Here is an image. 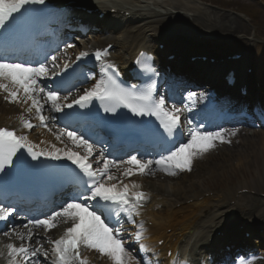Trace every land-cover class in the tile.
<instances>
[{
	"label": "snow or ice",
	"instance_id": "obj_1",
	"mask_svg": "<svg viewBox=\"0 0 264 264\" xmlns=\"http://www.w3.org/2000/svg\"><path fill=\"white\" fill-rule=\"evenodd\" d=\"M45 0H0V30L6 29L10 23L16 22L17 17H23L28 11V7L33 4H44ZM70 47L72 45H69ZM87 52L81 53V56H87ZM97 60L101 59L102 52H95ZM51 60L55 61L56 56L52 55ZM65 69L67 65L64 66ZM107 71V69L105 70ZM48 75V65L46 61L39 62L36 66L25 63H9L0 60V80H7L14 86L9 95L13 101L18 99L20 90L25 94V103L31 100V107H35L40 113L42 105L33 95L35 92H45L44 87H36L39 84L40 78ZM149 89L154 85H149ZM0 88L8 90V85L0 83ZM133 85L130 88L123 87L118 83L113 75H109L107 85L102 79L100 83L95 85L91 90H86L84 95L75 99L71 104L59 103V94L55 91L46 93L47 100L51 102V107L55 111H62L64 107L71 108L73 105L80 107L87 106L93 99H105L116 101L129 108L133 113L138 115H154L163 126V128L171 134L174 130L180 127V109L172 106L171 110L165 108V100L163 97L158 98L154 103L140 104L138 101H151L150 94L141 95L137 93ZM194 95V93L190 94ZM67 100V97L63 98ZM31 107L29 111H31ZM114 111V109H111ZM109 111V109H105ZM45 117L40 115V120L43 122ZM22 123L25 127L31 129L34 126L28 120L22 118ZM191 123V122H189ZM203 125L191 129L190 138L186 142H182L170 151L168 155L161 156L155 162L152 160H140L136 155H132L127 161H108L105 160L103 169H93L92 164L87 162L88 158L93 155V144L85 139L82 135H77L75 131L63 130L61 135H67L77 146H83L86 150V155H81L79 152L68 151L64 153V157L77 165L81 172L88 177L85 180L86 194H80L70 201H66L58 211H54L50 216L44 219H32L29 221L33 226H43L51 229L56 227L55 220L57 217H65L71 220L72 226L67 228L65 234L58 240L50 241L54 244V251L57 256L58 264H71L73 260H80L81 264L84 261L81 257L79 248L81 244L98 250L101 254L112 259L114 264H131V261L136 259L124 247L122 238L123 225L120 223L119 216L121 211L131 213L132 210L138 209L140 202L145 199V193L137 191L130 192L132 189L140 187L133 183L131 186L123 184L122 181L117 183H108L118 178L109 174V165L119 167V164H127L128 167L124 171L125 176H131L138 171L140 174L151 173L153 163L158 165L163 171L169 175H176V170H191V165L194 157L209 151L214 147V142L219 140L224 142V133L226 130L219 131H201ZM233 135L235 132L232 133ZM59 139V136L57 137ZM36 146L28 141L26 136H18L14 131L7 128H0V171L4 170L5 165L13 163V157L21 149H27L33 159L40 156H51L53 159L61 158L60 149L55 152H45L43 150L35 151ZM103 158V152L100 153ZM100 177V178H98ZM103 177H106V182ZM122 185V187H121ZM95 202V203H90ZM14 208H6L0 205V220H6L13 212ZM107 211V215H105ZM138 214V213H137ZM117 217L116 224L110 225V217ZM131 223L135 224L134 218L129 216ZM119 224L120 226H117ZM27 227V225H25ZM140 231L137 232V240L142 241L144 238L143 225H140ZM7 235V233H5ZM21 239L24 237L21 235ZM31 234H29V239ZM9 255L15 259L17 256L31 258L37 255L38 248H29L24 245L16 247L8 245ZM140 249L144 250L145 245L140 244ZM46 255V254H45ZM139 264V260H137Z\"/></svg>",
	"mask_w": 264,
	"mask_h": 264
},
{
	"label": "bare ground",
	"instance_id": "obj_2",
	"mask_svg": "<svg viewBox=\"0 0 264 264\" xmlns=\"http://www.w3.org/2000/svg\"><path fill=\"white\" fill-rule=\"evenodd\" d=\"M137 4L142 8V15L147 16L148 20H151L158 24L160 27H165L170 30H172V34L177 35L179 38L174 40V45L177 46L178 44L181 43L180 40L185 41L188 43L187 38L192 36L195 32H199V34H202L203 36H208L210 38H218V39H225V35H212V33L207 34V31H213L217 32L218 30H223V31H228L229 34H234L233 32L240 31L242 29V25L240 22H236L234 19H230L227 21V19H221L218 15H206V13H202V15L198 16L197 13L199 10H191L189 9V15H187L184 11L185 9L183 8V5L180 3L177 4H168L167 0H135L133 1V6ZM151 5L155 6L152 7ZM166 6V7H164ZM225 23L229 26H225ZM133 23L126 24L125 29L120 33V32H111L108 35H102L98 37H91L85 40L86 44L83 46L86 48L87 46H105L107 44H115L117 46V49L120 48L122 52H119V60L121 58L125 59V55L123 54V49L125 45H123L120 41L119 38L123 33H129L132 34V31L135 27L132 26ZM197 26H200V31ZM148 30H152L153 26H150L147 28ZM244 31V30H242ZM216 34V33H215ZM140 34L139 36H141ZM234 38V37H233ZM131 40V38L128 39V42ZM139 41V40H138ZM220 41V40H219ZM127 42V43H128ZM74 44V43H73ZM184 44V42L182 43ZM182 46V45H181ZM186 46H190L189 44H185ZM69 47V45L67 46ZM254 45L249 46L248 49H254ZM82 47L80 45H74L73 47H70L69 50H64L63 52L59 55L60 58H65L68 59L70 57V53H75L81 51ZM171 49H174L171 47ZM202 51H209L205 49H201ZM198 52L200 50H197ZM117 52V51H116ZM201 52V51H200ZM67 53V55H66ZM58 55V54H57ZM115 55V54H114ZM255 56H252V58L246 56L245 59L243 60V65H247V63H255V67L258 70L257 77L264 82L263 74L264 73V48L260 49L258 52L254 54ZM128 61V59H127ZM201 80V79H200ZM207 81V80H206ZM0 83H4L8 85V90L5 91L3 88H0L1 93L4 98H7V96L10 93L9 90V84L10 82L7 80H0ZM37 87H44L45 92H39L36 95V99L38 98L39 104L43 105L44 102H46V107L48 110H54L51 107V102L47 100L46 93L50 91L48 88L45 87V83L42 81L40 78L39 84ZM35 95V93L33 94ZM40 95V98H39ZM64 97H60L59 103L62 105L64 104ZM1 99V97H0ZM62 100V101H61ZM25 101V94L23 91H19L18 94V99L16 101H12L10 103V109L12 110L11 112L15 111V109L19 108L21 110H27L31 107V100H28L27 103ZM190 101V100H188ZM185 103H188L185 101ZM44 107V106H43ZM33 107H31V111L28 110L29 113H36V108L33 110ZM172 108H170L171 110ZM38 114V113H36ZM50 120V117L48 118ZM53 123V121H51ZM49 127L46 130L40 129L37 138L35 139L37 142H35V145H37L39 148H44L46 149L47 152H55L56 149H60L59 147V142L57 139L54 138V136L50 133ZM193 129V128H192ZM220 129V128H217ZM201 130V129H200ZM251 130V132H249ZM249 130H240L239 127L234 128V129H228L224 133L225 140L224 142H220L219 140L214 142V147L210 148L208 152L203 153L201 155H197L194 157L191 165V170H180V173H176V175H169L167 172L163 171L158 165L153 163L151 166V173L146 174H140L138 171H135V175H137V179L140 180L142 178L148 177L149 180L147 179L146 182L147 184H150V188L155 192L159 193L161 197L157 199V201L154 203V206H149L147 211L144 213V216L147 218V220H151L157 227L156 230H152L147 228V234L151 235L150 240L148 241H138L136 238H134V242L139 245L143 243L145 245V249L142 250L146 258L145 260H149L147 264H179L176 262L175 259H168L166 260L165 257L169 253L168 250H171L173 254L175 252H178V250H175L179 247V243L182 241V238H187L191 242H196V247L193 248L194 253L196 254V250H212L214 245L212 242L207 246V244L211 241L208 239L206 244H203V237L205 236L202 235L200 236V233L203 232V229H205L204 225L206 224H216L220 220H216L217 217H221V219H224L223 215L221 216L220 214L223 212L227 215V211L230 209V211H234L236 213V216L232 219V217H225V220L223 221V228L219 229V231L216 233L219 234L220 231L221 233H224L225 231H228L230 235H232V232L234 230V227L237 226L238 223H241L242 225L247 224V228H254L257 224H262L264 223V202H262L260 199H254V197H250L249 200L246 201V204L244 206L240 205L241 201L239 198H236V195L234 194L235 189H238V191H243V190H256L257 191V185L254 182L251 183H245L244 186L243 184L239 186V188H235L234 190H230V198L232 201H235L234 206H229L228 204L225 205L223 208L217 207V203L219 201V197L216 198H204L199 200L202 197L201 191H194L196 189V183L193 184L192 180L195 179V177H201L202 174L206 173L209 175H213L214 171L216 170L215 167H224L230 163L232 158H236L238 163H242L245 159V156L240 153L239 149L244 148V149H256L259 148L263 153H264V130L261 129V127L256 126L252 127ZM191 132V131H190ZM235 132L233 135L232 133ZM61 136V135H60ZM190 137V134H189ZM33 138V137H32ZM62 138L66 143L74 147V143L71 139L67 137V135H63ZM78 150L77 152H83L85 149L76 147ZM61 150V149H60ZM69 150L62 151L60 152V155L64 157V153L68 152ZM140 160H143L140 159ZM148 160V159H145ZM128 167L127 164H124L119 167L111 166L110 169L116 173V176L118 179L108 182L106 180V177L103 178L106 182L108 183H117L118 181H122L123 184H128L131 186L133 183L139 185L140 187L136 188H143L146 187V183L137 181V182H130L129 176H125L124 173H121V171L125 170ZM224 170V169H220ZM178 172V171H177ZM121 173V174H120ZM118 175V176H117ZM207 182V181H206ZM205 182V184H206ZM173 183V184H172ZM186 184H189V188L191 189L192 193H189V191H186ZM122 187V185H121ZM131 188V187H130ZM169 189L173 191V195L171 196V199L174 201L171 204H168L165 208L166 210H161L159 208L164 206L165 200L168 196ZM144 189V188H143ZM147 190H149L147 188ZM243 197H249V196H244ZM169 198V196H168ZM193 201V204L188 205L187 201ZM240 201V202H239ZM176 204H181V208L178 210H175V205ZM214 207L212 213L209 214L207 220L202 221L203 223L199 225L198 219L199 215L202 216L204 214H208L207 211L208 209H212ZM142 213H140L141 216ZM129 216H132V214H128L127 218H123L120 220V223L123 225V227L129 225L130 227H136V223L133 224L130 221ZM228 216V215H227ZM254 216H257L256 219H253ZM214 217L213 219H211ZM114 221L117 220V217H113ZM71 220H67L65 217H57L56 220L54 221L56 224V227L48 229L43 226H33L28 223H24L20 225L18 228L23 230V233H29L31 234V238L34 243L37 242H42L38 241V235H42L43 233L49 236H51L54 241L57 240L59 235L64 234V230L66 226L71 227L72 223H69ZM69 223V224H68ZM27 225V227H25ZM71 225V226H70ZM118 226H120L118 224ZM221 226V227H222ZM254 226V227H252ZM168 229H172L174 231L173 234L177 235L176 236H170L166 237V232ZM18 231V230H17ZM125 231V230H124ZM195 231V232H192ZM192 232V233H190ZM199 232V233H197ZM123 233L128 234H134L131 231H125ZM187 233H190L187 235ZM146 234V233H145ZM144 234V235H145ZM20 234L16 235L15 238H18ZM123 235V234H122ZM135 235V234H134ZM228 235V233H227ZM234 237V236H232ZM29 238V237H28ZM27 238V239H28ZM214 238V237H213ZM164 241L165 245L163 247V256H158L155 254V252H158L161 247L158 246L160 241ZM232 241V240H231ZM236 244H233L237 248L235 250V253L238 254V251H242L243 254L245 255L244 258L240 261L239 264H264V261H260L257 259L256 253L250 254L248 251L250 249V244L249 241H243L242 243L240 242L239 239H234L233 240ZM217 242V241H215ZM43 243V242H42ZM147 243L148 245L146 246ZM241 244V246H240ZM232 245V246H233ZM167 246V247H166ZM155 248V252L151 253V248ZM166 247V248H165ZM241 247V248H240ZM46 248L48 250L54 249V246L47 245ZM100 253V252H99ZM205 254V253H202ZM248 254V255H247ZM51 255V260H52V254ZM209 256V255H208ZM206 256H198L197 258H201ZM99 262H96V264H114L112 259L106 255H103L100 253L98 256ZM38 261L34 264H48L47 260L44 259L43 256H39L37 258ZM239 259V260H240ZM21 261V260H20ZM22 262V261H21ZM28 260L24 261V264H27ZM131 264H137V261L134 259L131 261ZM210 264V263H209Z\"/></svg>",
	"mask_w": 264,
	"mask_h": 264
},
{
	"label": "rangeland",
	"instance_id": "obj_3",
	"mask_svg": "<svg viewBox=\"0 0 264 264\" xmlns=\"http://www.w3.org/2000/svg\"><path fill=\"white\" fill-rule=\"evenodd\" d=\"M172 3H180L185 9V13L189 15V9L199 10L197 15L200 16L202 13L206 15H218L221 19H230L240 22L242 25V30L233 32L235 34L233 39L228 31L218 30L217 32L220 35H225L226 40L223 42H211L214 47L223 50V45H227L224 51L229 52H244L249 46L255 45L258 49L259 47H264V8L258 4V2H253L252 0H170ZM264 1V0H263ZM229 8V9H223ZM190 16V15H189ZM251 16V17H250ZM252 19V21L250 20ZM225 26L227 23H225ZM210 33V32H209ZM196 37V36H195ZM191 37V38H195ZM228 39V40H227ZM226 42V43H225ZM205 44V43H204ZM250 50V49H249ZM221 52V53H224ZM240 153L245 156V159L242 163H238L235 157L232 158L230 163L226 166L215 167L214 175H208L206 173L202 174L201 177H195L192 180V183H196V189L194 191L203 192L202 197H209L213 194H217L220 199L217 203L218 207H225L228 203L231 205L230 201L228 202L227 196L230 194L229 186H233L231 189L238 188L244 182L256 181L259 191L264 194V153L259 149H239ZM239 164V165H238ZM238 167V168H237ZM230 168V169H229ZM224 169V170H220ZM219 173H224L227 175L221 177ZM208 180V181H207ZM207 181V182H206ZM195 182V183H194ZM206 182V184H205ZM186 191L191 192L189 184H186ZM235 193V192H234ZM248 198H242L241 205H245ZM221 205V206H220ZM228 214L231 212L228 210ZM227 214V215H228ZM225 215V214H224ZM226 216V215H225ZM224 217V216H223ZM224 220H221L223 222ZM219 222V223H221ZM124 247L131 253L133 257L137 260L138 253L141 254L138 244H133L131 237L122 236ZM87 254L89 256L96 257V252L91 251L87 248ZM140 256V255H139ZM95 261V258L93 259ZM140 261V260H139ZM94 264V263H93Z\"/></svg>",
	"mask_w": 264,
	"mask_h": 264
}]
</instances>
